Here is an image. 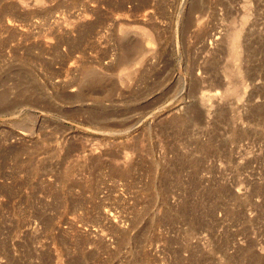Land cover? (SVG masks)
<instances>
[{
	"label": "rangeland",
	"instance_id": "obj_1",
	"mask_svg": "<svg viewBox=\"0 0 264 264\" xmlns=\"http://www.w3.org/2000/svg\"><path fill=\"white\" fill-rule=\"evenodd\" d=\"M0 264H264V0H0Z\"/></svg>",
	"mask_w": 264,
	"mask_h": 264
},
{
	"label": "bare ground",
	"instance_id": "obj_2",
	"mask_svg": "<svg viewBox=\"0 0 264 264\" xmlns=\"http://www.w3.org/2000/svg\"><path fill=\"white\" fill-rule=\"evenodd\" d=\"M151 36V38H149V44L150 45L151 41L153 40L152 35H149V37ZM240 37H241V29H235L229 39V45H230V56L234 59L237 60L239 58V42H240ZM237 92L236 86H230L229 87V93L231 94H235Z\"/></svg>",
	"mask_w": 264,
	"mask_h": 264
}]
</instances>
